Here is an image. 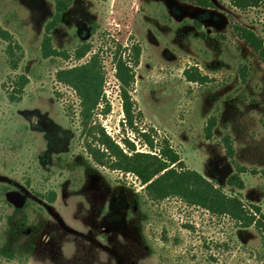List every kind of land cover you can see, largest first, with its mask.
<instances>
[{
  "label": "rangeland",
  "instance_id": "1",
  "mask_svg": "<svg viewBox=\"0 0 264 264\" xmlns=\"http://www.w3.org/2000/svg\"><path fill=\"white\" fill-rule=\"evenodd\" d=\"M210 2L71 0L49 32L56 53L44 57L54 0H0V27L20 46L13 69L0 38V248L17 252L0 264H264L253 226L178 197L154 199L134 173L113 169L107 156L95 161L86 143L106 150L83 131L74 91L55 79L58 69L97 54L104 96L88 127L103 129L127 155L167 145L181 168L264 212V63L234 29L264 41V0L246 10ZM82 46L89 50L78 57ZM135 47L130 129L115 60L131 62ZM187 68L206 81H188ZM21 75L28 82L11 101ZM210 117L216 124L206 139ZM233 174L242 188L228 183Z\"/></svg>",
  "mask_w": 264,
  "mask_h": 264
},
{
  "label": "trees",
  "instance_id": "2",
  "mask_svg": "<svg viewBox=\"0 0 264 264\" xmlns=\"http://www.w3.org/2000/svg\"><path fill=\"white\" fill-rule=\"evenodd\" d=\"M194 1L201 7H209L211 5L210 0ZM54 2L56 10L51 23L46 27L48 34L41 43V51L44 57H50L56 53V50L51 45L49 32L61 20V15L68 9L71 0H54ZM262 2L263 0H232V4L240 10L259 6ZM234 29L237 36L264 63V41L262 38L250 28L238 24L234 26ZM0 38L9 43L7 47L8 62L15 69L19 60L17 49L20 46L15 41H12L11 34L1 27ZM88 50V46H82L77 56H84ZM139 54L140 49L135 47L131 62L121 57L115 60V76L121 84L124 123L130 129H134V102L130 95V88L135 78L133 66L138 64ZM183 74L191 82L203 83L207 79L197 68L184 69ZM55 79L74 91L79 102L80 123L83 131L93 135L92 138H95L97 143L103 146V150H106L105 152L101 151L100 148H96L87 142L84 148L95 161L102 163V158L107 156V158L111 159L110 167L113 169L117 168L134 173L144 185V192L148 196L154 199L178 197L187 204L202 207L214 215L227 216L239 224L240 227L253 226L264 240V212L260 206L256 204L246 206L239 197L226 194L220 187L204 178L198 172L181 168L182 162L177 152L172 148L166 145L161 146L157 154L136 152L127 155L105 134L103 129L95 126L88 127L92 115L104 96V73L97 54H93L84 63L58 69L55 73ZM27 82L28 78L25 75L19 77L16 81L17 88H12L13 90L9 94L11 101L20 99V97L15 95L16 93H22ZM215 124L216 119L214 117H210L207 120L204 127L206 139L211 137ZM142 135L147 139L149 147L154 148L153 142L148 139V136L146 134ZM125 142L128 146L133 147V144L129 141L125 140ZM225 142L226 153L231 156L233 152L232 143L229 138H226ZM177 168L180 169L178 170ZM238 169V171H243L244 168L239 167ZM228 183L242 188V183L238 180L237 174L230 176ZM16 253V250L10 248H0V256L7 259L14 257Z\"/></svg>",
  "mask_w": 264,
  "mask_h": 264
},
{
  "label": "flooded vegetation",
  "instance_id": "3",
  "mask_svg": "<svg viewBox=\"0 0 264 264\" xmlns=\"http://www.w3.org/2000/svg\"><path fill=\"white\" fill-rule=\"evenodd\" d=\"M68 8H69V7H68ZM64 12H65V11H64ZM64 12H63V13H64Z\"/></svg>",
  "mask_w": 264,
  "mask_h": 264
}]
</instances>
